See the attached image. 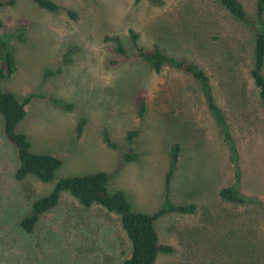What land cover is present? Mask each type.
<instances>
[{
  "label": "rangeland",
  "instance_id": "1",
  "mask_svg": "<svg viewBox=\"0 0 264 264\" xmlns=\"http://www.w3.org/2000/svg\"><path fill=\"white\" fill-rule=\"evenodd\" d=\"M52 1L77 18L33 0L0 7V32L11 36L16 60L15 72L1 87L19 98L33 95L17 130L33 152L62 161L50 182L16 179V151L2 133L0 117V264H123L131 245L119 216L99 205L84 207L68 192L32 232L19 222L60 178L117 168L108 192H123L135 210L157 211L164 204L174 143L180 151L167 196L173 204L192 203L195 210L155 219L159 241L171 246L156 264H244L245 256H232L237 234L263 230L264 213L220 197L219 190L232 181L230 154L198 83L168 66L155 73L139 58L122 57L104 36L118 35L131 55L129 29H134L143 46L157 45L208 72L239 152L241 190L264 200V110L249 76L252 31L227 17L214 0ZM240 1L254 13L256 0ZM19 25H24L21 39L15 36ZM68 45L78 49L70 64H62ZM40 94L73 107L63 109ZM141 98L146 108L139 115ZM80 118L86 123L77 137ZM103 129L117 149L104 143ZM129 130H137L131 144L137 156L122 161Z\"/></svg>",
  "mask_w": 264,
  "mask_h": 264
},
{
  "label": "trees",
  "instance_id": "2",
  "mask_svg": "<svg viewBox=\"0 0 264 264\" xmlns=\"http://www.w3.org/2000/svg\"><path fill=\"white\" fill-rule=\"evenodd\" d=\"M17 0H0V7L13 5ZM39 7L50 12H59L64 9L52 0H33ZM139 1V0H137ZM154 3H163V0H150ZM230 19L238 22L252 31L253 45L251 54V68L249 76L257 90L264 110V0L255 1V10L249 14L240 0H214ZM69 17L77 18V13L70 9H64ZM198 21H200L198 19ZM0 18V28L2 27ZM19 33L15 36L22 38L24 25L17 28ZM11 36L0 32V82L11 76L16 69V60L11 45ZM104 40L115 43L114 50L122 57L133 56L147 63L155 73H159L164 66L181 71L190 75L199 85L204 103L213 116L218 126L220 139L230 154V168L232 181L229 185L219 190L220 197L232 204L250 206L264 213V200L246 194L241 190V170L239 152L232 137L228 117L224 109L217 103L212 92L211 78L208 72L194 61L186 58H179L167 54L157 45L149 48L138 41V33L129 29V40L131 41V55L127 52L118 35H105ZM78 49L77 45H68L62 55V64H70L73 60V53ZM229 58V57H228ZM60 72L61 69L59 68ZM52 73L46 70L45 74ZM46 97L51 103L63 109H71L72 103L56 97ZM33 95L19 98L13 92L4 90L0 83V117L2 120V133L6 140L15 148L17 168L14 176L22 180L28 176H34L41 182H50L55 177V171L61 166L59 157L49 153H36L31 150L30 142L23 132L17 130L18 122L25 115V108ZM146 104L144 98L139 100L138 114L142 115ZM86 123L85 118H80L77 124V137H80ZM137 130H129L126 136L128 143L127 151L122 154V161L134 159L137 152L131 146L132 139ZM103 141L109 147L117 149L118 145L112 141L108 131L103 129ZM180 147L174 143L170 147V162L165 177L164 204L155 212L147 213L135 210L127 201L121 191L108 192L107 183L114 173L107 171H96L82 175H72L60 178L53 189L45 196L35 198L27 211L21 218L19 226L26 232H32L41 215L53 209L59 202L63 192H68L75 197L84 207L99 205L108 212L119 216L120 223L130 241V253L124 259L123 264H156L160 252H169L170 245L162 244L154 228L155 219L165 213L189 214L194 212L195 205L192 203L173 204L169 201L167 190L170 184V177L177 165ZM238 238L233 249L232 256H245L244 264H264V228L261 231L244 232L237 234Z\"/></svg>",
  "mask_w": 264,
  "mask_h": 264
}]
</instances>
